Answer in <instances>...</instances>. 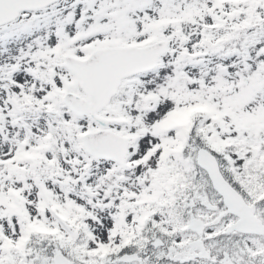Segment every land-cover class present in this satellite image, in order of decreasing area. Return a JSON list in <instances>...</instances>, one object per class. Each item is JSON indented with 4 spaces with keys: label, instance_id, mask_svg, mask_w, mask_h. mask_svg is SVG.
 I'll list each match as a JSON object with an SVG mask.
<instances>
[{
    "label": "snow or ice",
    "instance_id": "snow-or-ice-1",
    "mask_svg": "<svg viewBox=\"0 0 264 264\" xmlns=\"http://www.w3.org/2000/svg\"><path fill=\"white\" fill-rule=\"evenodd\" d=\"M0 264H264V0H0Z\"/></svg>",
    "mask_w": 264,
    "mask_h": 264
}]
</instances>
